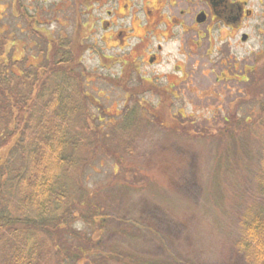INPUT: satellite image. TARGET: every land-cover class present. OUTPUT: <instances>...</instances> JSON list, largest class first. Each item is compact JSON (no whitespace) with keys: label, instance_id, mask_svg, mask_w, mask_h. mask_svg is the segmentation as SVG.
Masks as SVG:
<instances>
[{"label":"rangeland","instance_id":"obj_1","mask_svg":"<svg viewBox=\"0 0 264 264\" xmlns=\"http://www.w3.org/2000/svg\"><path fill=\"white\" fill-rule=\"evenodd\" d=\"M151 1L0 0V38H6L0 39V53L7 69L20 75L43 63L45 39L68 43L70 49L61 52L74 60L90 113L103 118L100 125L117 145L121 162L146 172L129 178V188L116 189L108 201L98 188L119 179L121 169L111 155L80 154L83 162L72 171L70 184L94 193L114 217L106 220L109 228L100 244L145 264H246L232 249L240 200L231 197V184L239 182L238 172H224L222 166L232 168L241 155L248 164L239 165L243 184L244 168L256 167L264 132H244L239 154L223 140L229 136L215 131L226 125L222 116L232 121V133L235 119L256 116L253 104L264 92V0H238L252 16L230 44L215 40L210 46L206 39L158 43L160 30L157 40L151 38ZM241 32L248 34L245 41ZM157 51L158 61L149 63ZM130 111L137 113V125L123 130ZM19 161L14 155L11 164ZM221 180L228 200L218 196ZM138 216L155 219L160 229L135 228L130 220ZM75 226L86 234L92 230L80 222Z\"/></svg>","mask_w":264,"mask_h":264},{"label":"trees","instance_id":"obj_2","mask_svg":"<svg viewBox=\"0 0 264 264\" xmlns=\"http://www.w3.org/2000/svg\"><path fill=\"white\" fill-rule=\"evenodd\" d=\"M33 20L32 15L31 28ZM45 44L41 49L43 63L20 75L7 69V61L0 53V81H4L0 83V264H145L100 244L98 238L114 217L106 204L94 198V193L80 185L73 186L70 179L72 171L83 162V151L88 155H111L114 166L121 169L119 179L110 178L109 185L104 183L98 188L97 192L104 193L108 201L115 199L116 189L129 188V178L146 172L121 162L117 145H112L109 132L100 125L103 118L90 113L79 74L72 69L74 60L61 52L62 48L70 49L69 44L50 37ZM0 47L4 51L2 43ZM255 104V118L249 115V119H235L234 133L229 130L232 121L228 117L226 125L215 131L222 137L229 136L223 140H230L228 148L239 154L244 132H264V92ZM136 114H125L123 130L136 121ZM129 146L126 143L123 150H130ZM259 148L256 167L244 168L243 184L238 171L244 161L241 155L232 163L235 167H224L226 162L222 166L224 172H238L240 183L232 182L230 189L231 197L240 200L232 249L246 264H264V139ZM14 155L20 158L16 166L11 164ZM223 181L219 183L218 196L228 200ZM154 220L138 216L130 221L135 228L152 232L160 229ZM76 222L88 224L92 230L86 234L75 226Z\"/></svg>","mask_w":264,"mask_h":264},{"label":"flooded vegetation","instance_id":"obj_3","mask_svg":"<svg viewBox=\"0 0 264 264\" xmlns=\"http://www.w3.org/2000/svg\"><path fill=\"white\" fill-rule=\"evenodd\" d=\"M151 3L148 11L151 23L149 32L151 38L157 40L160 30L158 43L170 41L181 45L191 40L194 44H201L206 39L209 46L215 40L230 44L242 22L253 13L246 7L245 1L238 0H152ZM189 31L192 32L191 36H185ZM247 38L248 34L240 33V40ZM157 53H152L149 63L158 61ZM221 118L226 122V116Z\"/></svg>","mask_w":264,"mask_h":264},{"label":"water","instance_id":"obj_4","mask_svg":"<svg viewBox=\"0 0 264 264\" xmlns=\"http://www.w3.org/2000/svg\"><path fill=\"white\" fill-rule=\"evenodd\" d=\"M243 39H245V36H243ZM150 62H151V60H150Z\"/></svg>","mask_w":264,"mask_h":264}]
</instances>
